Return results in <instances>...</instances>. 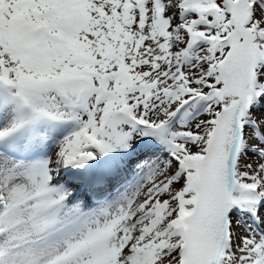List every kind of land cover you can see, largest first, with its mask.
I'll return each instance as SVG.
<instances>
[{
  "label": "snow or ice",
  "instance_id": "6c2138e0",
  "mask_svg": "<svg viewBox=\"0 0 264 264\" xmlns=\"http://www.w3.org/2000/svg\"><path fill=\"white\" fill-rule=\"evenodd\" d=\"M0 264H264V0H0Z\"/></svg>",
  "mask_w": 264,
  "mask_h": 264
}]
</instances>
